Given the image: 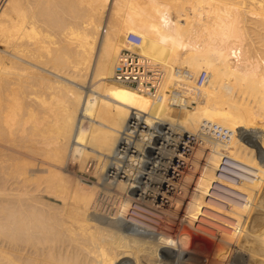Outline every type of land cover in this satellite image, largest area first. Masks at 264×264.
<instances>
[{
	"label": "bare ground",
	"instance_id": "bare-ground-1",
	"mask_svg": "<svg viewBox=\"0 0 264 264\" xmlns=\"http://www.w3.org/2000/svg\"><path fill=\"white\" fill-rule=\"evenodd\" d=\"M0 264H264V0H0Z\"/></svg>",
	"mask_w": 264,
	"mask_h": 264
},
{
	"label": "built area",
	"instance_id": "built-area-1",
	"mask_svg": "<svg viewBox=\"0 0 264 264\" xmlns=\"http://www.w3.org/2000/svg\"><path fill=\"white\" fill-rule=\"evenodd\" d=\"M141 41V37L136 34L127 35L126 46L117 56L112 79L120 85L136 88L152 98H156L163 82L164 70L159 64L136 50ZM204 81L205 74L196 78V83L199 85ZM180 93L179 91L173 93L175 101L181 99ZM192 102V98H186L185 103L188 107L193 106ZM174 106L182 108V104L179 102H175ZM225 136L226 134L222 139L226 138Z\"/></svg>",
	"mask_w": 264,
	"mask_h": 264
},
{
	"label": "rangeland",
	"instance_id": "rangeland-1",
	"mask_svg": "<svg viewBox=\"0 0 264 264\" xmlns=\"http://www.w3.org/2000/svg\"><path fill=\"white\" fill-rule=\"evenodd\" d=\"M177 112L180 115L182 111H180L179 108H178V111ZM189 141L190 140H187V142H189ZM199 248L200 249L198 250V255H199L200 260H202V261H208V258H209V260L210 259L212 260V258H213L215 261H217L218 258L216 257V255H214V256H213V254L211 255V252H212V249L211 248L205 247V246L204 247H199Z\"/></svg>",
	"mask_w": 264,
	"mask_h": 264
}]
</instances>
